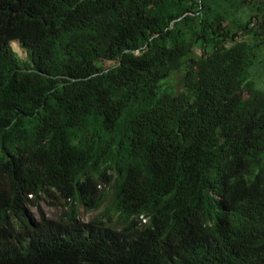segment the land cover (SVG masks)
I'll return each mask as SVG.
<instances>
[{
	"label": "trees",
	"instance_id": "1",
	"mask_svg": "<svg viewBox=\"0 0 264 264\" xmlns=\"http://www.w3.org/2000/svg\"><path fill=\"white\" fill-rule=\"evenodd\" d=\"M260 54L264 0H0V264H264Z\"/></svg>",
	"mask_w": 264,
	"mask_h": 264
},
{
	"label": "rangeland",
	"instance_id": "2",
	"mask_svg": "<svg viewBox=\"0 0 264 264\" xmlns=\"http://www.w3.org/2000/svg\"><path fill=\"white\" fill-rule=\"evenodd\" d=\"M10 45L12 47V50L18 55L19 58H21L23 61H25L27 59V52L25 51V49H23L20 46L18 41H12ZM195 52L197 54H199V51L197 49H195ZM261 53H263V50H261ZM263 56H264L263 54L259 55V57L257 59L260 61L256 65V67L253 69V80L255 81L257 87H261V88H264V58H263ZM104 64L106 67H108V66H111L113 64V62H106ZM180 76H181L180 72L175 73V75L173 77V82L176 83L175 85H178L177 81H178V78ZM176 88H177V90L179 89L178 86H176ZM33 210H34L33 211L34 214H36L37 216H39V215L46 216L47 215L50 217H56V209H53L47 201L40 202L39 206ZM96 217H101V215L99 214V210L81 209L80 219L82 221H89V220H92Z\"/></svg>",
	"mask_w": 264,
	"mask_h": 264
},
{
	"label": "clouds",
	"instance_id": "3",
	"mask_svg": "<svg viewBox=\"0 0 264 264\" xmlns=\"http://www.w3.org/2000/svg\"><path fill=\"white\" fill-rule=\"evenodd\" d=\"M27 197L28 198H31V194H28L27 195ZM45 201H47L48 203H49V205L53 208V209H55V207H53V205H51V201H53L51 198H49V197H47L45 200H43L42 198H36V199H34V202L32 203V205H30V206H27V210L31 213V215L33 216V218L35 219V220H38L40 217H42V216H44V215H39V216H37L36 214H34V210L33 209H35V208H37L38 206H39V203L40 202H45ZM33 204H36V206L37 207H34L33 206ZM81 209H84V210H88V209H85V208H79V215H78V219L81 221V222H83V223H87V222H90V221H92V220H95V219H103V220H105L106 218H104V216H102L101 215V217H96V218H94V219H92V220H89V221H82L81 219H80V215H81ZM93 209V208H92ZM44 217H46V218H50V219H53L54 217H50V216H44Z\"/></svg>",
	"mask_w": 264,
	"mask_h": 264
}]
</instances>
